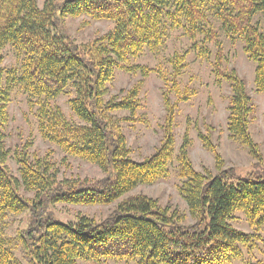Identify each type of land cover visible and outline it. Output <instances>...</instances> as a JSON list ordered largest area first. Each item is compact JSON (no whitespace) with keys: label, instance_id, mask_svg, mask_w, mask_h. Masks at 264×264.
I'll return each instance as SVG.
<instances>
[{"label":"trees","instance_id":"obj_1","mask_svg":"<svg viewBox=\"0 0 264 264\" xmlns=\"http://www.w3.org/2000/svg\"><path fill=\"white\" fill-rule=\"evenodd\" d=\"M257 13L264 14V0H46L42 9L37 0H0V224L7 214H29L28 226L18 231L17 239L30 264H79L86 258L135 264H230L240 258V246L251 248L253 235L235 229L229 219L241 211L250 228L264 225V169L245 178L224 169L209 133L198 134L214 156L215 175L194 170L186 134L176 155L181 180L178 192L194 219L192 224H182L176 212L163 208L156 199L128 196L137 186L152 185L168 176L177 104L194 94L178 89L184 56L171 61L169 91L162 95V139L142 161L131 159L122 132L120 122L129 119L114 117L120 111L135 113L142 80L121 91L119 97L108 96L117 71L130 58L145 48L161 46L168 29H183L194 41L190 50L199 57L208 55L206 44L214 45L213 73L231 91L229 138L245 146L261 165L262 154L249 133L254 110L251 98L236 72L223 69L222 48L208 20L212 15L229 38L242 39L244 53L255 64L256 91L264 93V35L253 24ZM68 17L105 20L114 26L91 42L76 45L64 29ZM198 35L203 36V47L195 43ZM7 47L16 53L15 67L3 66ZM142 72L143 77L149 73L145 68ZM16 88L36 107L41 138L96 166L103 178L76 185L56 182L52 165L30 157L26 149L14 152L20 176L10 174L6 129L10 96ZM66 92L73 93L67 104L80 125L67 120L53 103ZM21 188L34 197H24ZM56 204L115 206L100 222L80 216L64 223L48 212ZM9 244L0 229V264H19Z\"/></svg>","mask_w":264,"mask_h":264},{"label":"rangeland","instance_id":"obj_2","mask_svg":"<svg viewBox=\"0 0 264 264\" xmlns=\"http://www.w3.org/2000/svg\"><path fill=\"white\" fill-rule=\"evenodd\" d=\"M46 0H37L38 7L43 8ZM213 31L217 34L218 42L223 53V69L234 70L245 82L246 92L251 98L254 110L249 124V133L255 144L258 145L263 157L261 165L249 153L248 149L229 138L227 131V107L231 91L226 81L218 82L213 73L215 61V48L212 43L206 44L209 52L205 57H199L198 53L190 50L194 41H191L183 29L170 28L161 46L145 48L136 58H130L124 65L125 68L117 71L114 82L109 87V97L121 95L142 80V88L139 94L138 108L133 115L126 111L114 113L115 119H129L120 122L123 135L126 138L130 150L131 159L140 162L150 156L159 146L163 136L164 104L162 95L169 91L172 66L171 61L175 57L184 56L183 67L177 78L180 93L186 90L193 92L186 101L177 104L174 128V152L172 161L168 167V176L152 185H141L133 189L129 195L143 194L156 199L160 206L170 212H176L184 225H190L194 219L190 216L188 206L178 192L181 184L180 167L177 162V150L186 134L190 142L188 150L189 159L195 171L210 172L215 175L216 167L212 153L205 149L199 139L202 133L211 136V141L216 145L223 162L224 169H232L240 178L264 169V93L256 91L254 84L255 64L243 51L242 39L229 38L221 29L220 23L208 16ZM168 23H170L168 21ZM264 35V14L257 13L253 19ZM113 23L105 20H92L88 17L66 18L64 29L76 45L91 42L95 37L109 32ZM203 36H196L195 43L203 47ZM5 68L17 66L16 53L11 47L4 50ZM148 70L147 76H142V69ZM73 97L72 92L60 95L56 104L67 120L80 125L67 104ZM172 101H176V95L170 94ZM36 107L30 103L23 90L16 88L11 92L8 105L9 122L6 129V147L10 155L6 163L10 174L16 178L19 175V166L14 159V152L26 149L27 155L34 159L45 160L52 165V171L56 176V182H68V185L82 181H95L104 177L103 172L96 166L79 158L65 154L55 144L41 138L38 132L35 117ZM76 185V184H75ZM82 185V184H80ZM24 197L33 198L32 192L20 189ZM111 205H67L56 204L49 207L48 212L55 220L72 222L77 217L83 216L96 222L104 220L113 210ZM28 213L18 215L7 214L0 224L5 239L19 264H30L28 257L22 250L17 239L19 230L28 226ZM229 223L237 230L253 235L251 248L240 246L242 251L240 258L230 264H264V225L258 229L249 227L245 215L236 211L229 219ZM79 264H135L134 262L118 260H100L94 262L88 258L79 261Z\"/></svg>","mask_w":264,"mask_h":264}]
</instances>
